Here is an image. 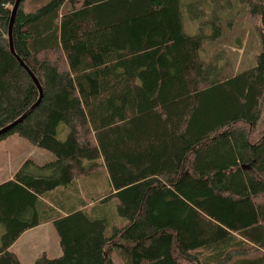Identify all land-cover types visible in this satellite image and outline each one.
<instances>
[{
  "label": "trees",
  "instance_id": "1",
  "mask_svg": "<svg viewBox=\"0 0 264 264\" xmlns=\"http://www.w3.org/2000/svg\"><path fill=\"white\" fill-rule=\"evenodd\" d=\"M15 2L0 0V131L39 99L27 70L42 98L0 142L16 135L53 159H27L19 181L0 183V264H21L11 246L47 222L62 255L33 264H264V0L234 14L231 0H22L14 56ZM238 17L244 29L260 21V50L234 73L217 43ZM104 168L117 191L105 176L104 193L70 207L71 171ZM57 186L66 215L37 198ZM107 202L123 223L82 209Z\"/></svg>",
  "mask_w": 264,
  "mask_h": 264
},
{
  "label": "rangeland",
  "instance_id": "2",
  "mask_svg": "<svg viewBox=\"0 0 264 264\" xmlns=\"http://www.w3.org/2000/svg\"><path fill=\"white\" fill-rule=\"evenodd\" d=\"M231 1H233L235 5L232 11V14H234L239 9L238 2L240 0ZM202 9L203 8L200 4H196L190 8V14L186 16L183 22L185 25V29L189 34L195 33L198 19L204 14ZM223 16L224 18L231 17L229 13L223 14ZM255 24L259 28L261 27L260 21L254 23L246 22L247 27L246 29H244L242 26V20L240 17H238L235 23L231 25V30L226 31L224 39L225 43H217V47L221 49L227 46V54L235 60L236 67H234V73L238 72V70H242L252 66L254 63V56L260 50L259 37L253 29ZM238 42L240 43V47H237ZM238 48L240 50H237ZM257 127L259 131L264 129V106L260 119L257 123ZM98 142L99 140L97 139V135L94 134L93 142L92 144L90 143L91 146H95L96 148H98ZM99 154L101 155L102 153ZM49 158V161H51L53 159V156L39 148L30 145L24 139L16 135L9 136L7 139L0 142V183L5 181L6 179H14L19 181L20 167L24 162H26L27 159H33L38 164H42ZM104 169H106L105 175L102 172L100 174L97 173L94 177H89L87 179L81 180L79 185H77L78 187L70 186L67 188L68 192L73 195L72 204L69 205L70 207L77 203H80V201L86 203L87 201H89V199L100 196L108 189L107 177L105 176H108L111 183H113L112 179H114V173L113 171H109L108 168ZM80 175L81 174L77 172L71 171L70 177L68 179L66 178L65 182L67 183L73 178H75V180H78ZM76 188H78V190H81L79 197L76 193ZM96 189H99L100 193L98 192L99 194H95L93 196V193ZM92 207V203H89V205H87L85 208L82 207V209L86 210L85 213L92 215H99V212L104 211L103 214L106 219L115 221L117 223L124 222L117 215L114 207V202H107L105 204L96 205L94 206V208ZM30 230L31 231L28 230L23 233L24 235L22 234L23 236L18 239V242L11 246V250L14 253L18 252L20 254L21 264H33L35 260L43 254L47 255L49 258H56V256L59 257L62 255L59 254L60 252L58 240L60 239L58 232L56 230V227L52 226L50 222L42 223L38 227ZM115 261L116 264H121V261L118 258H116Z\"/></svg>",
  "mask_w": 264,
  "mask_h": 264
},
{
  "label": "crops",
  "instance_id": "3",
  "mask_svg": "<svg viewBox=\"0 0 264 264\" xmlns=\"http://www.w3.org/2000/svg\"><path fill=\"white\" fill-rule=\"evenodd\" d=\"M96 135V134H95ZM106 170V169H105ZM74 172V171H73ZM106 172V171H105ZM78 173V172H77ZM80 174V173H79ZM85 175L84 174H81L79 179L78 180H75V178H73L72 180H69L68 182H77L78 185L79 183L81 182V180H84L85 179ZM108 177V176H107ZM109 179V178H108ZM8 180H13V179H6L5 181H8ZM4 182V181H3ZM2 183V182H1ZM109 183L111 185V188L113 190V192H116L117 191V187L114 186L113 183H111L110 179H109ZM78 187V186H76ZM66 193V190H64L63 188H60L59 186L53 188V189H46V190H40V192H37V198L40 199V201H43L45 203V206H47V208L50 209V211L52 212H59L60 214H63V215H66L65 212L66 210H64V208H66L67 205H64L63 204V201L65 200L64 198V194ZM79 194L78 193V197H79ZM81 202V201H80ZM72 207L74 208H80V203H77L75 205H73ZM82 209H79L78 211H81ZM52 225V224H51ZM31 231V230H29ZM24 235V234H23ZM23 235H21L20 237H22ZM19 237V238H20ZM18 242V240L16 241V243ZM14 243V244H16ZM13 244V245H14ZM59 252L61 253V249H60V246H59ZM16 253V256L19 258V260L21 261V257H20V254L18 252H15ZM59 253V254H60ZM36 256V255H35ZM37 258V257H36Z\"/></svg>",
  "mask_w": 264,
  "mask_h": 264
},
{
  "label": "water",
  "instance_id": "4",
  "mask_svg": "<svg viewBox=\"0 0 264 264\" xmlns=\"http://www.w3.org/2000/svg\"><path fill=\"white\" fill-rule=\"evenodd\" d=\"M20 2H22V0H16L13 10H12V14H11V19H10V23H9V31H8V35H9V45H10V52L14 55V50H13V46H12V40H11V30H12V25L14 22V18H15V14L19 8V5L21 4ZM15 56V55H14ZM17 58V57H16ZM18 60V59H17ZM19 63L23 66V63L19 60ZM25 68V67H24ZM26 69V68H25ZM27 70V69H26ZM27 72L31 75V78L33 80V82L36 84L38 90H39V99L38 101L21 117L19 118L16 122H13V124H11L10 126H8L7 128L3 129L0 131V134L5 132L6 130H8L9 128H11L13 125H16L18 123H21L20 121H22L25 117H27L34 109L35 107H37V105L39 104V102L41 101L42 98V91H41V87L39 86V83L36 82L37 80H35V77L27 70Z\"/></svg>",
  "mask_w": 264,
  "mask_h": 264
}]
</instances>
